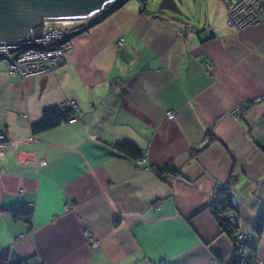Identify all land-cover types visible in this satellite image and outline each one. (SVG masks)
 I'll list each match as a JSON object with an SVG mask.
<instances>
[{
    "label": "crops",
    "instance_id": "1",
    "mask_svg": "<svg viewBox=\"0 0 264 264\" xmlns=\"http://www.w3.org/2000/svg\"><path fill=\"white\" fill-rule=\"evenodd\" d=\"M121 1L70 37L53 70L19 79L0 59V130L13 139L0 209L31 206L29 221L0 211L6 263L229 264L209 204L235 176L238 230L264 264V225L252 229L264 214V102L253 100L264 95V23L226 26L220 0L205 16L210 36L195 27L177 38L180 19ZM67 99L75 119L30 130ZM118 142L138 147L140 163ZM166 163L176 174L151 169Z\"/></svg>",
    "mask_w": 264,
    "mask_h": 264
},
{
    "label": "built area",
    "instance_id": "2",
    "mask_svg": "<svg viewBox=\"0 0 264 264\" xmlns=\"http://www.w3.org/2000/svg\"><path fill=\"white\" fill-rule=\"evenodd\" d=\"M114 2L108 3L100 13L91 17H97L98 14L112 9ZM224 6H226L224 9L226 25L235 30L264 23V0H225ZM252 6L253 8H251ZM258 15L259 18H257ZM91 17L45 20L40 35L32 36L31 34L29 37L20 38L14 42H0V59L7 61L8 72L16 74L19 79L53 70L61 64L63 54L70 48V37L85 28L84 25H89L93 21ZM179 23L181 22L176 23V36H178ZM183 25L185 24L183 23ZM204 26L201 29L206 35L210 34L212 30L205 29ZM120 42L121 39H118L117 44ZM253 100L264 102V95L257 96ZM247 104L248 102L235 104L230 109V115L233 118H238L245 112ZM60 106L76 108L72 99L64 100ZM166 115L172 117V110H166ZM77 116L78 114L75 112L68 118V121ZM12 142L13 139L0 130V156L9 152ZM138 163L140 162L138 161ZM236 236L245 238V235L240 231L236 233ZM89 240L95 244L94 238L90 237Z\"/></svg>",
    "mask_w": 264,
    "mask_h": 264
},
{
    "label": "trees",
    "instance_id": "3",
    "mask_svg": "<svg viewBox=\"0 0 264 264\" xmlns=\"http://www.w3.org/2000/svg\"><path fill=\"white\" fill-rule=\"evenodd\" d=\"M119 2V0L117 1ZM160 8L175 9L174 4L169 0H161L158 4ZM141 10L144 7H140ZM159 11V10H156ZM161 12V11H159ZM178 22L184 23L181 20ZM212 31L207 36H210ZM76 108H70L65 106H46L41 110L40 118L32 123H30V130L32 132H39L51 127L58 125L63 121H67L69 117L73 116ZM112 147L117 152L123 153L130 157H133L135 161H140L142 157L141 150L130 142H118L111 143ZM139 164V163H138ZM156 173L158 172H169L176 174L175 169L171 163H166L161 166L151 167ZM236 180L235 176H230L228 184L225 186L216 185L214 191V196L209 204V210L211 216L218 225L220 233L225 234L231 243L232 256L230 257L229 264H257L256 262V246L249 243L245 238H238L236 233L238 230L236 210L231 200V196L228 190V186L231 185ZM0 211L6 212L12 219L23 218L29 221L31 216V206L21 205L10 208H1ZM264 225V214H259L253 224V231L259 233L262 226ZM6 249L0 250V264L6 263Z\"/></svg>",
    "mask_w": 264,
    "mask_h": 264
},
{
    "label": "water",
    "instance_id": "4",
    "mask_svg": "<svg viewBox=\"0 0 264 264\" xmlns=\"http://www.w3.org/2000/svg\"><path fill=\"white\" fill-rule=\"evenodd\" d=\"M116 0H0V42L40 35L43 22L89 18Z\"/></svg>",
    "mask_w": 264,
    "mask_h": 264
},
{
    "label": "rangeland",
    "instance_id": "5",
    "mask_svg": "<svg viewBox=\"0 0 264 264\" xmlns=\"http://www.w3.org/2000/svg\"><path fill=\"white\" fill-rule=\"evenodd\" d=\"M117 1L114 2L113 8L107 10L105 13L111 12L118 5L119 2H117ZM160 1L161 0H122L121 5L130 4L134 7L133 10L138 11L140 13H144V14L149 13V12L152 13L153 9H156V10L161 11L164 16L167 15L168 18H172L175 20L180 19L181 21L184 22L185 25H183V23H179L180 28L178 30V36H176V34H175V36L177 38H181V37H183V35L185 33L184 30H186V29H191V28H195V27L200 29L203 24L205 25L204 26L205 29H208V28L210 29V26L206 22H204L205 16L208 12V9L214 3H216L220 0H169L174 4L175 9H168V8H161V7L159 8L158 4L160 3ZM224 3H225V0H224ZM141 6L144 7L143 10H141V8H140ZM225 7L226 6H224V4H223L224 9H225ZM251 8H253V6ZM101 11H102V9L97 13H100ZM156 16H158V15H156ZM91 18L94 21L97 17H91ZM257 18H259V15L257 16ZM223 22L226 25L225 10H224ZM84 26L86 27V25H84ZM226 26H228V25H226ZM228 27H230V26H228ZM23 78H25V77H23ZM23 78H21V79H23ZM258 102H260V101H258ZM237 232H239V231H237ZM238 238L240 239V237H238ZM87 241L92 246L96 244V241H95V244L91 243L89 238Z\"/></svg>",
    "mask_w": 264,
    "mask_h": 264
},
{
    "label": "bare ground",
    "instance_id": "6",
    "mask_svg": "<svg viewBox=\"0 0 264 264\" xmlns=\"http://www.w3.org/2000/svg\"><path fill=\"white\" fill-rule=\"evenodd\" d=\"M92 23V22H91ZM80 32V31H79ZM74 36V35H73ZM72 38V37H71Z\"/></svg>",
    "mask_w": 264,
    "mask_h": 264
},
{
    "label": "clouds",
    "instance_id": "7",
    "mask_svg": "<svg viewBox=\"0 0 264 264\" xmlns=\"http://www.w3.org/2000/svg\"><path fill=\"white\" fill-rule=\"evenodd\" d=\"M244 234V233H243ZM245 235V234H244ZM246 237V236H245Z\"/></svg>",
    "mask_w": 264,
    "mask_h": 264
}]
</instances>
